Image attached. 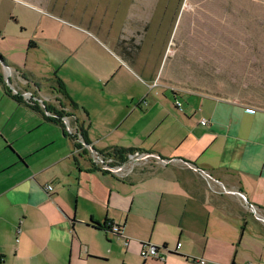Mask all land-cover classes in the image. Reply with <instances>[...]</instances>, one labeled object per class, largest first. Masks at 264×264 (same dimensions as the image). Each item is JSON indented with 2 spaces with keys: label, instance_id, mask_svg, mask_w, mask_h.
Masks as SVG:
<instances>
[{
  "label": "crops",
  "instance_id": "obj_1",
  "mask_svg": "<svg viewBox=\"0 0 264 264\" xmlns=\"http://www.w3.org/2000/svg\"><path fill=\"white\" fill-rule=\"evenodd\" d=\"M16 1L17 50L0 44L14 69L0 63V264H264V106L171 85L144 41L121 56L118 26ZM56 77L105 166L44 111L70 102Z\"/></svg>",
  "mask_w": 264,
  "mask_h": 264
},
{
  "label": "rangeland",
  "instance_id": "obj_2",
  "mask_svg": "<svg viewBox=\"0 0 264 264\" xmlns=\"http://www.w3.org/2000/svg\"><path fill=\"white\" fill-rule=\"evenodd\" d=\"M26 1L61 17V20L65 18L84 25L100 22L115 32L118 26L117 37L123 29L122 25H128L124 29L127 40L142 24H146L141 60L145 59L147 68H152L161 55L159 73L165 72L167 59L181 52L186 61L180 72L190 75V61L205 63L216 73L225 74L247 88L246 92L229 98L262 106L261 98L258 97V100V95L252 90L264 80V0ZM15 5L16 0H0V44L3 46L7 42L4 47L6 54L17 50L13 44L16 38L10 36L13 29L19 31L14 20L18 8ZM3 33H6L7 39H3ZM169 81L171 85L194 90L180 80ZM223 83L218 81L216 87L224 88ZM72 138L88 148L94 162L106 165V157L101 154L96 157L80 133L77 132V139Z\"/></svg>",
  "mask_w": 264,
  "mask_h": 264
},
{
  "label": "trees",
  "instance_id": "obj_3",
  "mask_svg": "<svg viewBox=\"0 0 264 264\" xmlns=\"http://www.w3.org/2000/svg\"><path fill=\"white\" fill-rule=\"evenodd\" d=\"M127 26L128 25H122L123 29L120 31V34L117 37L116 46L121 56L132 63L134 62L135 57L141 47L142 36L144 35V32L146 31L148 25L142 24V26L139 27L140 29L136 30L135 35L128 37L129 40H127V36H125V31H124V29ZM32 44L33 43L30 41L29 45H32ZM185 61H186L185 56L181 52H177L174 55H171L169 59H167V69L165 70V72H162V71L160 72V75H162L161 77L164 80L167 79L166 81L168 82H170L169 81L170 79L180 80L183 83H186L188 87H190L191 89H194L196 91H201L202 93H207L210 95L223 97L226 99H236V98H229V97H234L240 92H246L247 90V88L243 87L240 84V82L236 83L231 78H229L227 75L216 73L212 67L206 66L205 63L198 64L195 61H190V63L192 64L190 65V70H191L190 75H187L185 71L180 72L181 71L180 67L183 65ZM163 76H165L166 79ZM218 81H221L222 83L224 82L222 84L224 88L216 87V83ZM32 82L35 84L36 88L38 89L39 81L33 79ZM50 89L55 93L65 96L68 102L69 101L70 102L68 105H65L59 100L57 102L58 106L45 103L44 111L52 112L55 115L54 118H56L58 121L59 119L62 120V116L69 115L71 122L76 123V127H77L76 132L72 134V137L76 138L77 132L81 133V126L79 125L77 119H74L75 117H73V114L71 113V110L76 108L77 106L76 103L68 95L63 82L58 77L55 78L54 86L51 85ZM252 91L258 95L256 96V98L258 97L261 98L262 106H264V80H262V83H259L258 87H256ZM56 98L59 99L58 97ZM30 100L31 101L27 103L33 105L34 107H37L36 102H35L36 100L35 99H30ZM47 115H49L50 117L52 114H47ZM75 144L79 148L82 147L81 144L79 143H75ZM94 165L95 164H93V166Z\"/></svg>",
  "mask_w": 264,
  "mask_h": 264
},
{
  "label": "built area",
  "instance_id": "obj_4",
  "mask_svg": "<svg viewBox=\"0 0 264 264\" xmlns=\"http://www.w3.org/2000/svg\"><path fill=\"white\" fill-rule=\"evenodd\" d=\"M16 92H18L16 89H13V93H16ZM21 95H22V97H23V99L26 101V102H29V101H31L30 99H35V96H33L32 95V92L31 91H27V90H25V91H23V92H21ZM177 104H179V102H177ZM48 114H53L52 112H50V111H48L47 112ZM251 113V110H249L248 112H247V114L249 115ZM62 118H63V120H64V123H65V125H66V127H67V130L70 132V133H75L76 132V129H77V127H76V123H72L71 122V120H70V116L69 115H64V116H62ZM206 122V120L205 119H201V123L202 124H204ZM141 155H144V154H141ZM96 157H98V156H96ZM137 158V157H136ZM136 158H133L132 156H131V161L133 162V163H135V161H133V160H135ZM138 158H139V156H138ZM146 158L145 157H141L140 158V160H145ZM129 160V161H130ZM128 162V161H127ZM127 162H126V164H127ZM45 189L49 192V191H51L52 189H53V185L51 184V183H48V184H46L45 185ZM109 228L112 230V231H115V232H118V231H120V226H119V224H117V223H112L110 226H109ZM126 242V241H125ZM181 241L179 240L178 241V243H180ZM157 252H158V248H157V245L156 244H154V243H143V245H142V247H141V249H140V254L143 256V257H147V256H156L157 255ZM162 258H163V256H162ZM203 260H201V262H202Z\"/></svg>",
  "mask_w": 264,
  "mask_h": 264
},
{
  "label": "water",
  "instance_id": "obj_5",
  "mask_svg": "<svg viewBox=\"0 0 264 264\" xmlns=\"http://www.w3.org/2000/svg\"><path fill=\"white\" fill-rule=\"evenodd\" d=\"M0 63H1V65L3 66V67H5L6 69H8V70H10V71H12L13 72V70L14 69H12L11 67H9V65H7V64H5L4 62H3V60H1L0 59ZM90 147V149L94 152V154L96 155V156H100L99 155V153H97V152H95V149L93 148V147H91V146H89ZM157 156L159 157V155L157 154ZM160 158V157H159ZM161 159V158H160ZM161 160H163V159H161ZM122 165H124V164H120V165H116V167H119V166H122ZM109 166V165H108ZM196 170H202V169H200L199 167H197L196 168ZM209 174V176H212L210 173H208ZM246 200V202H247V199H245Z\"/></svg>",
  "mask_w": 264,
  "mask_h": 264
}]
</instances>
